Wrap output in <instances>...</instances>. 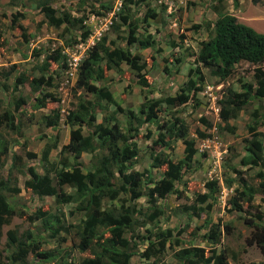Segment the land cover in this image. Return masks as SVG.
<instances>
[{
	"label": "rangeland",
	"instance_id": "374dc122",
	"mask_svg": "<svg viewBox=\"0 0 264 264\" xmlns=\"http://www.w3.org/2000/svg\"><path fill=\"white\" fill-rule=\"evenodd\" d=\"M47 1L50 0H0L1 105L3 109H14L17 101L23 99L22 102H24V106L19 111L22 120L19 126L20 131H12L7 127L0 130V135L4 137L3 140L7 147V154L0 155L2 163L0 173L4 176L9 174L14 154L23 155L26 164L39 167L42 152L49 140L58 142L59 149L69 143L71 127L66 123L69 110H75L82 99L93 98V94L77 87V79H73L68 73V66L58 74L55 80L56 85L47 90L54 94L55 99H48L46 107L33 106L31 103L35 93L31 86L27 83H16L21 73L31 78L40 77L41 72L35 67L37 63L43 64L49 54L57 49L67 58L66 50L73 53L74 48L81 41L79 37H75L78 42L70 45L69 40L73 39L74 35L65 30V25L56 27L49 23L43 5ZM100 1L101 3L93 4L91 0L84 3L81 0H51L50 4L57 8V15L62 11H70L74 16L85 15L84 24L91 29L92 34L101 33V40L107 36L108 41L125 46L126 32L123 31L125 28L118 31L113 26L115 22H119L127 0ZM102 2L109 4L111 8L106 10L102 7ZM127 3L135 13V19L142 21L157 41L156 49L139 50L136 45L132 47L134 52L140 51L147 62L144 73L150 83V89H153L149 98L175 96L183 90V84L197 66H201L204 74V82L195 98L184 106L165 107L166 111L160 114V124L167 120H174V113L179 116L188 127L189 138L195 139L198 151L191 167L186 169L182 180L177 182L184 196L180 197L174 193L159 201L164 214L159 217L157 224L163 229H174V234L181 225L188 224L187 230L182 231L181 245L210 246V243L204 241L203 235L208 232L212 224L220 223L223 226V235L219 248L227 250L231 264L264 262V254L260 248L257 245L248 244V238L256 227L247 222L248 218L256 220L258 214L264 215V191H260L255 196L253 207H248L246 202H241L245 203L243 204L245 211L234 210L232 204L229 203L236 189L243 190L242 177L249 185L264 189L262 188L264 169L242 163V158L247 154L246 140L252 138L249 125L254 123L255 117H259L258 131L264 133V100L251 99L236 117L230 119L229 126L234 127V131L228 129V125L221 118V101L228 98L230 89L237 94H243L246 91V83L257 86L255 72L259 65H252L246 61L240 62L230 77L221 79L211 68L197 63L201 43L210 37L218 18L214 4L222 6V11L237 16L240 22L264 33L263 3L254 0H222L221 2L217 0H145L139 5H134L130 1ZM149 6L156 9L158 16L154 19L149 18L148 22H145L144 18ZM143 31L146 32L141 27L140 32ZM91 36L93 35L90 34L89 37ZM158 48H160L159 52ZM80 51L81 49L78 50ZM57 64L53 63L51 69L58 68ZM262 67L264 70V64ZM137 79L135 73L123 64L121 71L107 69L105 79L96 84H107L123 110L138 111L146 99ZM4 84H8L9 89L4 88ZM196 100H199L197 106L195 105ZM117 108V105H110L107 114H105L106 111L105 113L98 112L88 116V120L95 124L100 123ZM54 109L61 111V120L56 128H48L43 124L42 116L50 114ZM256 111L258 116H255ZM118 117L122 126L127 127L125 113L121 111ZM84 130L88 134L86 127ZM160 132L162 130L156 121L148 122L140 127L138 134L131 139L132 146L136 144L138 149V157L132 161V168L139 171L151 169L153 151L164 150L176 161L185 157L183 139L173 141L171 147H164L159 141ZM27 152H34L37 157L30 159ZM58 152L59 150L51 151L52 159L57 157ZM82 160L85 168L89 167L91 154L84 153ZM165 169L166 166L153 168V179L162 178ZM12 176L18 181L21 192L9 193L8 196L20 213L13 217L11 224L4 227L0 246L3 254H7L5 248L7 231L15 228L20 235L31 231L32 234L28 235L29 241H42V250H55L54 260L43 262L31 253L27 259L28 264H61V262L81 264L82 259L89 255V251L84 252L79 249L80 238L77 225L81 223L84 215L77 211L76 203L61 204L54 196L40 197L25 187L26 176L15 171ZM228 178L236 179L232 186L228 185ZM210 180H218L221 185L216 200L209 201L212 207H209L208 203L199 204L196 201L200 193L207 192L206 183ZM65 189L69 193L72 191V188L68 186ZM138 204L143 206L145 211L147 210L148 203L145 197H141ZM190 205L204 206L201 217L191 216L190 212L185 211V207ZM39 208L59 216V223L66 226L60 237L52 238L50 231L45 229L41 221L32 219L31 216ZM206 220L209 222L207 223ZM140 222H145V218L141 216ZM226 223L232 226L229 232L224 228ZM260 223H264V219ZM154 226L151 223L139 224L135 232L129 234L132 244L139 243V253L137 252L132 258V264H180L174 255L178 247L174 241L157 261L154 259L146 261L142 257L141 252L146 248L147 243L141 242L139 236L148 234L147 230Z\"/></svg>",
	"mask_w": 264,
	"mask_h": 264
},
{
	"label": "trees",
	"instance_id": "16d2710c",
	"mask_svg": "<svg viewBox=\"0 0 264 264\" xmlns=\"http://www.w3.org/2000/svg\"><path fill=\"white\" fill-rule=\"evenodd\" d=\"M50 1L43 4L46 17L49 23L56 27L64 24L65 30L74 35L73 39L69 40L70 45L78 42L75 37L85 40L90 36L91 29L84 24L85 15L74 16L70 11H62L57 15L58 10L50 4ZM81 1L84 3L88 0ZM91 1L93 4L101 3L100 0ZM128 1L139 5L145 0ZM254 1L264 5V0ZM127 2L120 14L119 22H115L113 26L118 31L125 28L123 31L126 32V37H124L126 45L122 46L114 41H108V37L105 36L88 51L82 61L76 85L93 94V98L82 99L75 110H69L66 116V123L71 127L69 143L59 149L58 142L49 140L42 152L39 167L26 164L23 155L14 154L9 174L4 176L0 173V246L4 227L11 224L13 217L20 213L8 196L9 193L21 192L18 181L12 176L15 171L26 176L24 185L33 194L40 197L54 196L61 204L76 203L77 211L84 215L81 223L77 225L80 238L79 249L84 252L89 251V255L82 259L81 264H132V258L139 251V243L132 244L129 234L134 233L136 226L143 225V223L155 225L147 230L148 234L139 236L141 242L147 243L146 248L141 252L146 261L151 259L157 261L174 241L178 246L174 255L180 264H231L227 250L219 248L223 235V226L220 223L212 224L208 232L203 235L204 241L210 243V246H182V231L187 230L188 224L181 225L176 234H174V229H163L157 224L159 217L164 214L159 201L174 193L180 197L184 196L177 182L182 180L186 169L191 167L198 151L195 139L189 138L188 127L179 116L174 113V120H167L160 124V114L166 111L165 107L184 106L195 98L204 82V74L201 66H197L183 84L181 92L175 96L149 98L153 89H150V83L144 73L147 62L143 54L140 51L134 52L132 47L136 45L139 50L156 49L157 41L154 35L148 32V27L138 18L135 19V13ZM102 7L106 10L111 8L109 4L103 2ZM214 9L218 13V18L210 37L201 43L197 63L211 68L221 79L230 77L240 62L246 61L252 65H259L255 72L257 86L246 83V91L243 94H237L230 89L228 98L221 101V118L228 125V129L234 131L235 128L229 126L230 119L236 117L251 99L264 100V70L262 67L264 64V33L240 22L234 14L222 11V6L214 4ZM157 16L156 9L149 6L144 21L148 22L149 18L154 19ZM141 27L146 32H140ZM159 51L160 48H158ZM53 63H58V68L51 69ZM123 64H126L128 69L138 77L137 83L145 94L146 101L138 111L123 110L107 84H96L105 79L107 69L121 71ZM35 67L40 70V77L31 78L21 73L16 83L29 84L35 93L31 104L37 108L46 107L48 99H55L54 94L47 90L56 85L55 80L58 74L67 67L66 57L57 49L49 54L43 64L37 63ZM3 86L6 89L9 87L8 84ZM0 88H2L1 84ZM22 101L23 99L17 101L14 109H3L0 100V130L7 127L12 131H20L19 126L22 120L19 111L24 106ZM198 102L199 100H196V106ZM110 105H117L118 108L111 111L110 116L105 117L102 122L95 124L88 120V116L98 112L105 113L106 111L105 114H107ZM121 111L125 113L128 122L125 128L118 117ZM255 116H258L257 111ZM258 118L255 117L254 123L249 125L252 138L246 140L247 154L242 158V163L264 169V133L258 131ZM60 120L61 111L59 109H54L50 114L42 116L43 124L48 128H56ZM151 121L159 123L160 130H162L159 141L164 147H171L173 141L183 139L185 157L176 161L164 150L153 151L151 169L139 171L131 167L132 161L138 157L137 146L136 144L132 146L131 139L138 134L140 127ZM85 127L89 131L88 134L84 130ZM43 135L46 136V134ZM167 137L170 139L168 140ZM3 139L4 137L0 135V155L7 154ZM52 150H59L55 159L51 157ZM84 153L91 154V165L87 168L82 160ZM27 156L33 159L37 157V154L27 152ZM1 166L0 161V169ZM163 166H166V169L162 178L153 179L152 169ZM233 169L238 171L236 168ZM259 173L261 175L262 170ZM241 179L243 190L236 189L234 196L229 200L232 208L240 212L245 211L243 206L245 203L241 202H246L248 207H253L255 196L260 191H264L260 187L249 185L245 178ZM235 181L236 179H227L229 186H232ZM66 186L72 188L70 193L66 191ZM206 187L207 192L200 193L196 201L199 204L208 203L207 205L212 207L209 201L216 200L221 185L218 180H210L206 183ZM262 188H264V183H262ZM141 197L147 199L146 211L138 204ZM203 210V205L185 207V211L190 212L191 216L201 217ZM141 216L145 218L143 223L140 222ZM31 217L34 221H41L45 229L50 231L52 238L60 237L61 232L66 229L64 224L59 223V216L52 212L39 208ZM263 219L264 215L258 214L256 220L248 218L247 222L256 227L248 238V244L257 245L264 254V223H260ZM206 222L208 223L209 220ZM231 227L229 223L224 226L228 232ZM31 234L32 232L28 231L20 235L17 229H9L5 244L7 254H3L0 248V264H28L27 259L31 253L43 262L54 260L55 250H42V241H29L28 235ZM61 264L64 263L61 262ZM250 264H264V262Z\"/></svg>",
	"mask_w": 264,
	"mask_h": 264
},
{
	"label": "built area",
	"instance_id": "2783aa9c",
	"mask_svg": "<svg viewBox=\"0 0 264 264\" xmlns=\"http://www.w3.org/2000/svg\"><path fill=\"white\" fill-rule=\"evenodd\" d=\"M91 35L93 36L88 37L85 40H81L74 48L73 53H70L69 50H66L68 73L71 74L73 79L78 78L80 66L82 64L83 59L85 58L86 53H88V51L95 46V44L97 43L96 41L101 40V33H91ZM79 49H81L80 52H78Z\"/></svg>",
	"mask_w": 264,
	"mask_h": 264
}]
</instances>
